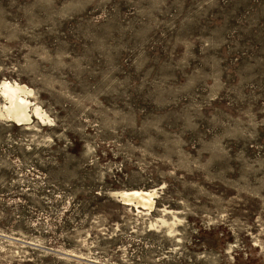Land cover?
<instances>
[{"label":"rangeland","instance_id":"obj_1","mask_svg":"<svg viewBox=\"0 0 264 264\" xmlns=\"http://www.w3.org/2000/svg\"><path fill=\"white\" fill-rule=\"evenodd\" d=\"M5 81L0 264H264V0H0Z\"/></svg>","mask_w":264,"mask_h":264},{"label":"bare ground","instance_id":"obj_2","mask_svg":"<svg viewBox=\"0 0 264 264\" xmlns=\"http://www.w3.org/2000/svg\"><path fill=\"white\" fill-rule=\"evenodd\" d=\"M0 94L9 102V106L5 111L11 121L21 124L22 122L29 120L31 103L28 102V98L31 91L28 88L23 85L5 81L0 83ZM34 114L41 116L38 108L34 110ZM154 195V191L148 193L142 191H132L122 192L117 196L125 205L135 202L138 205L141 204L143 206L151 207Z\"/></svg>","mask_w":264,"mask_h":264}]
</instances>
